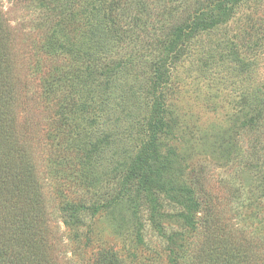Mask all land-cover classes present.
Listing matches in <instances>:
<instances>
[{"label": "rangeland", "instance_id": "374dc122", "mask_svg": "<svg viewBox=\"0 0 264 264\" xmlns=\"http://www.w3.org/2000/svg\"><path fill=\"white\" fill-rule=\"evenodd\" d=\"M0 14L11 145L44 199V256L27 264H204L219 228L239 264L264 263V0H0Z\"/></svg>", "mask_w": 264, "mask_h": 264}, {"label": "trees", "instance_id": "16d2710c", "mask_svg": "<svg viewBox=\"0 0 264 264\" xmlns=\"http://www.w3.org/2000/svg\"><path fill=\"white\" fill-rule=\"evenodd\" d=\"M8 43L7 25L0 14V75L7 73V77L12 73V67L6 62ZM6 82L8 85L2 81L7 88L0 92V211L5 212L0 214V218H5L2 226L6 227V230H11L7 237L12 241L6 240L5 246L0 247V264L21 262L27 264L35 257L40 259L44 256V250L39 243L44 236L41 232L46 228L43 218L44 199L40 191V181L36 178L35 167L29 161L27 153L11 145L15 135L13 122L8 121L7 118H11L12 112V85L7 80ZM10 211L14 214H9ZM8 217H12V220L8 221ZM13 225L15 227H11ZM2 226L0 224L1 238L3 237L1 233H4L1 232L4 230ZM222 230L219 228L212 235V241L205 249V259L207 258L205 262L207 264L243 263L244 251L239 247L241 243H236L230 232L224 234ZM20 242L25 245L23 254L20 250L16 252L10 249L9 244ZM19 246L21 247L20 244ZM115 262L120 264L117 259Z\"/></svg>", "mask_w": 264, "mask_h": 264}]
</instances>
